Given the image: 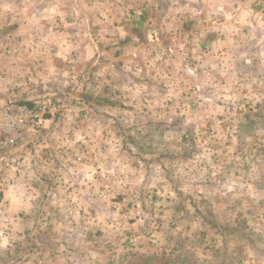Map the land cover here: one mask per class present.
Listing matches in <instances>:
<instances>
[{"label": "rangeland", "instance_id": "rangeland-1", "mask_svg": "<svg viewBox=\"0 0 264 264\" xmlns=\"http://www.w3.org/2000/svg\"><path fill=\"white\" fill-rule=\"evenodd\" d=\"M89 1L0 0V264H264V0Z\"/></svg>", "mask_w": 264, "mask_h": 264}, {"label": "crops", "instance_id": "crops-1", "mask_svg": "<svg viewBox=\"0 0 264 264\" xmlns=\"http://www.w3.org/2000/svg\"><path fill=\"white\" fill-rule=\"evenodd\" d=\"M64 1H68V2H70L71 3V11H70V13H71V16H70V19H69V21L70 22H72V24L74 25V26H78V16H77V0H64ZM81 1V0H80ZM89 1V0H88ZM99 3H101L100 2V0H90L89 1V4H90V6L91 7H94V6H96L97 4H99ZM34 4H36L37 5V9H36V11L33 13V12H29L27 15H25V16H22V17H25L24 18V20L27 22V30L29 31L28 33H27V36L29 35V37L30 36H33V38H34V40H37V41H42L40 44H38V45H42L43 44V41H50V42H52L51 44H53V42L54 41H73V39H75V37L73 36V35H70V34H67L66 32H62V33H60V34H54V35H52V34H50V32H48L49 33V37L48 36H45V32H46V19L48 18V15H49V12L51 11H53L54 13H62L63 12V9H64V7H62V5H60L59 4V0H35V3ZM245 5V4H244ZM31 6V5H30ZM245 6H247V5H245ZM25 7H27V6H23V7H21L20 8V11H18V13H19V15L21 16V14L25 11V10H27V8H25ZM247 9H248V6H247ZM15 11L17 10V9H14ZM232 10H234V12H236L235 11V6L233 5V9ZM33 11V10H32ZM249 11V10H248ZM251 12H252V10H251ZM250 12V13H251ZM121 13V15H122V17L125 15L126 16V14H128V8L127 7H124L123 9H122V11H120V12H117V14H120ZM213 13H215V14H217V15H219L218 14V12L216 11V9H215V11H213ZM236 13H238V12H236ZM249 14V13H248ZM111 16V15H110ZM120 16V15H119ZM252 16H253V14H252ZM116 17H118V16H116ZM124 18V19H123ZM121 20H119V22H120V26H119V33H118V36H119V38H120V40H122L123 42H121L122 43V45H124V41H125V38H129V37H131L133 40H136L137 39V36L135 35V34H132V33H130V34H128V30H126L125 29V25L124 26H122V24H123V21L126 19V17H123ZM109 19V18H108ZM242 19V18H241ZM88 20H89V18H88ZM0 22H2V21H0ZM23 22V21H22ZM122 22V23H121ZM237 21H236V18H234L233 17V19H232V22L231 23H234V25H235V23H236ZM241 22H243L244 24H246L245 26V28L246 29H250V31H251V29H253V30H255L256 28L255 27H253L254 26V24L252 23L251 24V22H252V20H251V18L246 22V21H244L243 19L241 20ZM35 24V25H34ZM240 24V23H239ZM256 24V23H255ZM4 25V26H3ZM3 25H1V27H0V29H3L4 30V33H1V34H5V35H7V37L9 38V37H12V36H15V35H13V34H11V30H10V25H12V24H10V22H8V23H4ZM34 26H35V28H34ZM236 26V25H235ZM255 26H258V25H255ZM258 28H261V27H258ZM37 30L36 31V33L37 34H35L34 35V30ZM237 29V28H236ZM77 31V30H76ZM76 31H75V33L74 34H78V33H76ZM9 32H10V34H9ZM130 32V31H129ZM26 35V34H25ZM60 37V39H57V37ZM72 36V37H71ZM80 36V35H79ZM7 39V38H6ZM65 39V40H64ZM10 40V39H9ZM127 40H129V39H127ZM22 41H26V44H28V37H24V39L22 40ZM76 44H79L80 43V41H78V40H75L74 41ZM89 42L90 41H84V46L85 45H88L89 44ZM134 42V41H133ZM88 43V44H87ZM255 43V42H254ZM258 43V42H257ZM37 44V43H36ZM58 44V46L60 45V47H58V48H60V50L59 51H57L58 52V54H66V53H68L69 52V49L71 50V51H73L74 49H73V45H72V43L70 44V46L68 45V48H63V47H61V42H58L57 43ZM50 45V44H49ZM93 45H95V44H93ZM98 45V44H97ZM80 46H81V44H80ZM84 48V47H83ZM77 52H79V54L81 55H84L83 53H82V50H77ZM99 53H100V51H99ZM100 55V54H99ZM117 56V57H116ZM115 57L117 58H114V62H116L117 63V65H115L116 67H118V72L120 73V70H119V67H120V69H121V64H122V62L124 63V61H125V59H123L124 58V55L122 56L121 55V53L119 52V53H117L116 55H115ZM20 69V68H19Z\"/></svg>", "mask_w": 264, "mask_h": 264}, {"label": "built area", "instance_id": "built-area-1", "mask_svg": "<svg viewBox=\"0 0 264 264\" xmlns=\"http://www.w3.org/2000/svg\"><path fill=\"white\" fill-rule=\"evenodd\" d=\"M152 37L156 38L157 33H152ZM39 109L45 111V108L42 105ZM13 113L14 111L11 109V107H8L2 114H0V116L4 118L3 120H0V131L8 134V137H6L4 141H2L5 146L13 145L17 139L21 138V134L13 136V133L21 129L24 123L23 116L32 114V112L27 108H19V114L17 118L13 119Z\"/></svg>", "mask_w": 264, "mask_h": 264}]
</instances>
